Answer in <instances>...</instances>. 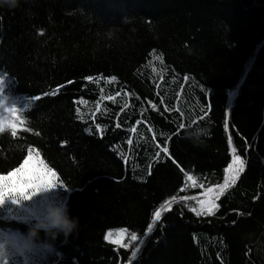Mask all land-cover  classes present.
<instances>
[{
    "label": "trees",
    "instance_id": "16d2710c",
    "mask_svg": "<svg viewBox=\"0 0 264 264\" xmlns=\"http://www.w3.org/2000/svg\"><path fill=\"white\" fill-rule=\"evenodd\" d=\"M0 102L24 121L5 112L0 175L31 148L67 186L1 208L0 235L49 201L79 219L44 264H264V0H0Z\"/></svg>",
    "mask_w": 264,
    "mask_h": 264
},
{
    "label": "snow or ice",
    "instance_id": "6c2138e0",
    "mask_svg": "<svg viewBox=\"0 0 264 264\" xmlns=\"http://www.w3.org/2000/svg\"><path fill=\"white\" fill-rule=\"evenodd\" d=\"M86 79L92 80V77H87ZM112 81L116 80V77L110 78ZM69 84L73 83L72 81H68ZM64 86H58L51 94L55 95L57 94L61 88ZM47 95V93L45 94ZM120 93H117V96H119ZM103 99L112 100L113 97H102ZM34 99H39V97H36ZM127 105H125L126 107ZM97 109L99 110V105H97ZM8 111L11 113L13 117V123L10 124L11 128V135L15 137L17 135V121L20 124H23L24 121L20 119L19 115L22 113V109H19L15 106L8 109ZM79 113V109L76 110ZM82 118V117H81ZM119 127V125H117ZM99 125H97V129L99 130ZM181 128L184 127V125H180ZM4 127V121L0 120V133H3L5 131ZM30 130V129H27ZM135 131V128L132 129ZM38 134V133H37ZM129 143H132L131 140H129ZM32 149H29V155L24 159L23 163L20 164L18 168L13 169L12 171L8 172L6 175H0V202L4 201H11L13 204H19L21 200H25L30 198V196L33 194V192L38 191L40 188H62L67 190V186L60 181L58 174L47 167V165L41 160L38 162H33V156H32ZM167 148L163 149V152L167 154ZM39 153L37 152V156ZM157 156H159V153H157ZM245 170V162L241 157L235 156L234 157V168L232 169V175L230 177L231 183H235L236 178L239 176L240 173H242ZM189 180L192 179L191 176L188 177ZM228 186V182H226L225 185L217 186L220 191L216 192L215 196H209V199L206 202H203L201 204V209L199 211H196L193 209V211H196V214L198 216L205 215V216H211L214 214L215 210L219 207L218 204H216L215 200L219 198V196L223 193V190ZM213 189L209 188L207 192L209 194L213 193ZM19 197V199H17ZM173 200L176 198L173 197ZM164 208H171L170 201L166 200L164 201V204L157 208L152 213V223L148 225L147 232L145 235L150 233L155 224L160 221L161 215H162V209ZM124 231V230H121ZM111 234H106L104 236L105 240H110ZM131 239L133 241L137 240L136 233H132ZM113 243L119 244L120 240H114ZM124 247H127V245H123ZM136 253H133V256H135Z\"/></svg>",
    "mask_w": 264,
    "mask_h": 264
},
{
    "label": "clouds",
    "instance_id": "9594fccd",
    "mask_svg": "<svg viewBox=\"0 0 264 264\" xmlns=\"http://www.w3.org/2000/svg\"><path fill=\"white\" fill-rule=\"evenodd\" d=\"M12 3L14 5V0ZM197 134L199 135L200 132ZM50 190V188H40L27 200L37 195H45ZM5 202L7 201L0 202V206ZM21 202L23 200L19 204ZM22 223L25 231L15 230L13 233L5 232L0 235V264H8L9 258L14 260L18 258V264H44L57 238L62 235L63 242H66L70 235L78 234L79 230V219L70 215L67 202L49 201L42 211L33 214L31 218H25Z\"/></svg>",
    "mask_w": 264,
    "mask_h": 264
},
{
    "label": "rangeland",
    "instance_id": "374dc122",
    "mask_svg": "<svg viewBox=\"0 0 264 264\" xmlns=\"http://www.w3.org/2000/svg\"><path fill=\"white\" fill-rule=\"evenodd\" d=\"M248 67H249V64L246 67V69H248ZM235 92H236V89L231 90L228 93V96H229L230 99L233 98V96L235 95ZM6 111H8V109L0 102V120L4 121V124L7 123V118H8L7 114H5ZM31 154L33 156V162L34 163L38 162L39 161L38 157L35 154H33V153H31ZM233 168H234V158H232V161H231L230 165L228 166V168L226 170V175H225V178H224V183L225 184H226V182H228V185L232 184L231 181H230V177L232 175V169ZM213 188L214 187H212V189ZM208 189L204 190L201 195L195 197L197 202L196 203H191V208L195 209L196 211H199L201 209V204L203 202H206L209 199L210 195L211 196H215V194H216L215 190L213 189L214 190L213 193L209 194L207 192ZM172 201H174V200H170V203H172ZM19 205L13 204L11 201H7V202H5V204L3 206H0V209L4 208V210L8 213L9 209H12V208L15 209L16 207H19ZM166 209H168V208H164V209H162V211H164ZM2 233H5V231H3ZM125 237H126V235H125V233L123 231H116L115 233L111 234L110 240L114 241V240L119 239L120 243L118 245H122L123 244L122 242L125 239ZM129 242H132L134 244V246H138L139 245V240L133 241L131 239Z\"/></svg>",
    "mask_w": 264,
    "mask_h": 264
},
{
    "label": "built area",
    "instance_id": "2783aa9c",
    "mask_svg": "<svg viewBox=\"0 0 264 264\" xmlns=\"http://www.w3.org/2000/svg\"><path fill=\"white\" fill-rule=\"evenodd\" d=\"M220 185H225L224 181H223L222 183H220L219 185H217V186H220ZM230 185H232V184H230ZM230 185H228L224 190H226ZM217 186H215V187L213 188V189L215 190V192L220 191V189H219ZM224 190H223V191H224Z\"/></svg>",
    "mask_w": 264,
    "mask_h": 264
},
{
    "label": "bare ground",
    "instance_id": "6f19581e",
    "mask_svg": "<svg viewBox=\"0 0 264 264\" xmlns=\"http://www.w3.org/2000/svg\"><path fill=\"white\" fill-rule=\"evenodd\" d=\"M234 158V157H233Z\"/></svg>",
    "mask_w": 264,
    "mask_h": 264
}]
</instances>
